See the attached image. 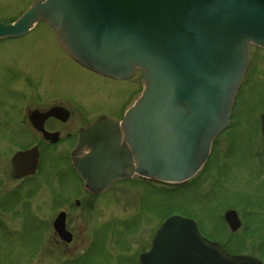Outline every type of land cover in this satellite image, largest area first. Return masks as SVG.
I'll list each match as a JSON object with an SVG mask.
<instances>
[{
    "label": "water",
    "instance_id": "95a60500",
    "mask_svg": "<svg viewBox=\"0 0 264 264\" xmlns=\"http://www.w3.org/2000/svg\"><path fill=\"white\" fill-rule=\"evenodd\" d=\"M39 21L93 72L126 79L141 71L142 90L122 119L102 116L78 131L72 166L95 193L134 174L174 184L195 175L229 122L250 46L264 48V0H32L13 22H0V40ZM260 122L264 137V112ZM37 163L36 147L15 153L9 178L33 174ZM223 219L231 232L240 226L233 209ZM63 220L61 212L53 221L62 238ZM148 249L139 264H261L230 255L179 215L163 221Z\"/></svg>",
    "mask_w": 264,
    "mask_h": 264
},
{
    "label": "rangeland",
    "instance_id": "374dc122",
    "mask_svg": "<svg viewBox=\"0 0 264 264\" xmlns=\"http://www.w3.org/2000/svg\"><path fill=\"white\" fill-rule=\"evenodd\" d=\"M30 1L0 0V22L16 19ZM140 75L136 72L108 90L109 84L67 60L42 22L22 37L0 40V264H62L66 259L87 264L79 256L94 232L92 254H97V264H134L133 256L147 249L156 228L173 214L195 220L202 236L228 252L264 264V137L259 121L264 107L263 48H250L249 67L235 94L229 124L213 140L202 168L175 185L148 183L134 175L91 206L86 201L69 206L67 220L78 234L75 243L84 244L69 255L57 247L48 223L62 209L52 203V191L58 189L57 173L66 167L60 155L70 145L46 151L31 179L8 178L13 152L32 142L17 127L5 126V121L22 120L25 108L56 103L84 121L106 113L110 98L125 109L130 105L129 92L142 88ZM227 209H234L241 222L234 232L222 217Z\"/></svg>",
    "mask_w": 264,
    "mask_h": 264
},
{
    "label": "flooded vegetation",
    "instance_id": "af4514ba",
    "mask_svg": "<svg viewBox=\"0 0 264 264\" xmlns=\"http://www.w3.org/2000/svg\"><path fill=\"white\" fill-rule=\"evenodd\" d=\"M57 44V42H56ZM58 45V44H57ZM60 49V47H59ZM60 51L64 54V56L67 58L68 61H70L71 63H73V65H75L78 69H80L82 72L86 73L87 75H92L93 78H96L97 81H101L104 82L106 84H109V89L110 91H113V87L115 86V84L118 83H123L126 82L129 79L126 80H117V79H111V78H107L98 74H95L91 71H89L88 69L83 68L82 66L78 65L77 63H75L73 60H71L63 51L62 49H60ZM138 90L137 91H133V93L128 94L129 100L130 102L133 100V97L135 95L138 94ZM113 93V92H112ZM111 94V93H110ZM114 95V93H113ZM108 96L107 98L109 99V95H105ZM113 97V96H112ZM106 113H102L97 115L95 118L93 119H89V120H83V119H78V117L74 116L73 110H71L70 108L63 106V104L61 103H56V104H51L47 107H34V108H25L22 112H23V119L20 121H16L13 122L11 120H7L4 122L5 126L7 127H17L18 131H20L21 134H23V138L25 139H29V141L31 140V144L27 147H22L19 148L16 151H22V150H26L29 149L31 147L36 146L37 148V152H38V167L36 172L32 175V176H28L25 177L23 179L20 180H24V179H31L33 176H35V174L40 170L41 164L44 158V154L46 151L48 150H52L53 148L57 147L58 145H70V148L68 151H66L65 153L61 154L60 156L62 158L65 159L66 161V167L59 171L56 175V189L52 191V203L56 206L57 204L61 205V210H59L56 214V216L60 213L63 212L64 213V231L67 232L65 237H61L57 231L55 230L54 226H53V220H51V223H48V226L51 227L52 230V239L55 241L57 247L60 249L61 253L63 254H68V252H74L76 251V249L81 248L82 246H84L83 242H81L79 244V246L76 245L75 243V239L78 236V234L75 232L74 227L71 225L70 222H68L67 220V208L69 206L75 205L78 206L79 204H81L82 201H86L88 202V204L91 206L90 203H95L96 199L100 198L101 196L106 195L107 193H109L112 189H114L116 186H118V184H120V182L123 181H115L112 183V185L109 187V189L105 190L102 193H94V191L92 192L91 190L87 189L83 182L80 180V178L77 176V174L75 173V171H73V167L71 165V160H70V152L71 149L73 148L76 140L77 139V133L78 130L82 127H84L86 124H88L89 122L100 118L101 116H110L116 119H120L122 118L121 116H123V113L125 111V109L122 107L123 103H120V105L117 103V101H113L112 98H110L108 100V103L106 102ZM51 110V113L47 115V113ZM54 110V111H53ZM35 111L36 113H38L37 116L33 117V120L30 118V114ZM80 116V114H78ZM83 118V117H82ZM73 120V121H72ZM41 126L42 130H38L36 129V127ZM44 132L48 135H51L49 137V139H45L44 138ZM54 139L53 141H51L52 139ZM13 152V153H14ZM83 152H85V150H83ZM65 171H68L67 173V179H65ZM70 175V176H68ZM72 176V178H71ZM75 188V189H74ZM74 189L75 192H72V190ZM77 189V190H76ZM59 192V194H57ZM85 194H84V193ZM67 194V195H66ZM74 194H76L78 196V199L74 198ZM72 200L69 199V197H72ZM77 198V197H76ZM80 198V199H79ZM69 237V240L66 239ZM95 232L93 234L89 235V238L86 241L84 250L81 252V254L83 256H79V258H83L87 264H97V254H92V247H95V243L92 244V241L95 240ZM75 243V244H74ZM99 246V245H98ZM148 248V246H147ZM147 250V249H146ZM145 250V251H146ZM143 251V252H145ZM141 252V253H143ZM139 253L137 256H133V263L134 264H138V257L141 254ZM67 255V256H68ZM84 256L86 258H84ZM72 260L66 259L63 262H61L62 264H64L65 262L70 263ZM74 262V261H73Z\"/></svg>",
    "mask_w": 264,
    "mask_h": 264
}]
</instances>
